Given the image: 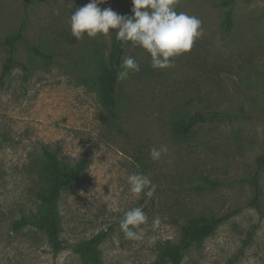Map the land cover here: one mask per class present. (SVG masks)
<instances>
[{"label":"rangeland","instance_id":"rangeland-1","mask_svg":"<svg viewBox=\"0 0 264 264\" xmlns=\"http://www.w3.org/2000/svg\"><path fill=\"white\" fill-rule=\"evenodd\" d=\"M129 1L100 7L121 14ZM88 2L29 0L26 37L54 60L18 44L16 58L28 71L15 65L0 80V264H85L73 244L98 232L105 233L99 244L104 264H151L161 244L178 242L188 218L224 213L230 215L180 264H264V168L263 215L249 204L248 181L264 151V0H234L228 31L222 0H176V11L202 21L203 35L164 69H153L150 54L129 42L125 57L136 58L141 70L120 81L114 110L100 104L94 78L115 30L79 40L71 34L72 12ZM24 15L23 0H0V42ZM6 56L0 45V75ZM196 110L220 118L175 137L173 121ZM162 145L167 153L153 161L150 149ZM43 147L66 167L88 159L59 199L58 252L28 222L41 210ZM132 173L150 174L155 193L132 194ZM135 207L147 221L133 229L139 239H128L120 221Z\"/></svg>","mask_w":264,"mask_h":264},{"label":"trees","instance_id":"trees-1","mask_svg":"<svg viewBox=\"0 0 264 264\" xmlns=\"http://www.w3.org/2000/svg\"><path fill=\"white\" fill-rule=\"evenodd\" d=\"M234 0H222V4L228 7L222 16V27L228 31L232 25L231 4ZM29 0H23L25 15L16 29L5 36L0 45L6 50L7 56L2 66L0 80L3 79L15 65H20L25 73L28 68L25 64L18 61L15 52L18 44H23L29 53L37 58L49 62L54 60V54L42 49L38 44L32 42L26 37L25 29L27 26V11ZM133 7L131 0L129 8L121 15H132ZM129 44V43H128ZM128 44L121 48L115 34L110 38L108 50L97 60V71L94 78L96 93L100 104L106 109L114 110L118 104V89L120 81L116 79L119 65L125 58ZM216 112L204 113L196 110L190 115L180 117L173 121L171 131L175 137L184 138L188 136L195 126L199 123L219 119ZM45 155V164L43 167L42 179L43 187L38 192L37 197L41 200V210L35 213L28 222L41 229L51 245L54 252L61 248L59 234L61 231V215L59 212V199L62 192L74 185L85 170L88 159L83 157L73 166L66 167L58 159L55 152L42 148ZM256 169L248 179L253 188V197L249 204L255 210L263 215L259 203L260 197V172L264 168V151L256 160ZM215 185L218 182L204 180L202 184ZM230 213L222 215H197L188 218L181 226L178 242L167 241L158 248L157 255L151 264H180L183 254L195 243L202 241L219 224H221ZM24 222V221H23ZM105 236L104 232H98L87 239H82L73 244V251L79 255L85 264H104L101 258L99 244Z\"/></svg>","mask_w":264,"mask_h":264},{"label":"clouds","instance_id":"clouds-1","mask_svg":"<svg viewBox=\"0 0 264 264\" xmlns=\"http://www.w3.org/2000/svg\"><path fill=\"white\" fill-rule=\"evenodd\" d=\"M108 0H89L72 12L69 23L71 34L77 40L85 34L90 38L107 35L115 30L121 48L129 42L143 48L150 54L151 67L164 69L174 67L172 58L191 50L194 42L203 35L202 21L195 15L176 11V0H131L132 15H121L111 7L101 8ZM140 63L132 56L125 57L119 65L116 79L123 81L130 73L139 72ZM168 151L166 146L153 147L149 155L153 161L161 158ZM130 192L139 196L141 193L153 195L156 185L150 174L132 173L128 176ZM113 212H120L114 207ZM147 221V215L140 207L123 212L120 228L128 239H139L133 229Z\"/></svg>","mask_w":264,"mask_h":264}]
</instances>
